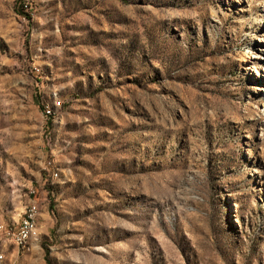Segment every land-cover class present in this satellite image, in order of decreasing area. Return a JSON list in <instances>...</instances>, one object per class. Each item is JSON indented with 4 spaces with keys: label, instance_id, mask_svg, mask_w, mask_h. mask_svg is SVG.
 Returning a JSON list of instances; mask_svg holds the SVG:
<instances>
[{
    "label": "rangeland",
    "instance_id": "rangeland-1",
    "mask_svg": "<svg viewBox=\"0 0 264 264\" xmlns=\"http://www.w3.org/2000/svg\"><path fill=\"white\" fill-rule=\"evenodd\" d=\"M33 201L17 264H264V0H0L1 227Z\"/></svg>",
    "mask_w": 264,
    "mask_h": 264
},
{
    "label": "built area",
    "instance_id": "built-area-1",
    "mask_svg": "<svg viewBox=\"0 0 264 264\" xmlns=\"http://www.w3.org/2000/svg\"><path fill=\"white\" fill-rule=\"evenodd\" d=\"M33 211H39L38 204L33 201V209H26L25 206V213L24 216L21 218L19 223L25 224V231L23 232H15L14 225L10 227L9 235L4 236V253L0 255V264H14L15 259L12 255L9 254V247L12 245L17 249H25L27 246L26 242V234L33 226H37L34 223L33 219ZM3 224V221H0V226Z\"/></svg>",
    "mask_w": 264,
    "mask_h": 264
},
{
    "label": "bare ground",
    "instance_id": "bare-ground-1",
    "mask_svg": "<svg viewBox=\"0 0 264 264\" xmlns=\"http://www.w3.org/2000/svg\"><path fill=\"white\" fill-rule=\"evenodd\" d=\"M26 209H33V202H29L26 206ZM37 216H38V211H33V219H34L35 225H37ZM2 229L4 230L3 235H9L10 227L2 228L0 226V230H2ZM14 231L15 232L25 231V224L20 223L17 227H14ZM37 236H38L37 235V226H33L32 228H30V230L26 234V242L27 243L30 242L31 239L36 238ZM3 253L4 252L2 250L1 239H0V255H2ZM14 264H17V263L14 261Z\"/></svg>",
    "mask_w": 264,
    "mask_h": 264
},
{
    "label": "trees",
    "instance_id": "trees-1",
    "mask_svg": "<svg viewBox=\"0 0 264 264\" xmlns=\"http://www.w3.org/2000/svg\"><path fill=\"white\" fill-rule=\"evenodd\" d=\"M21 11H22V8H21Z\"/></svg>",
    "mask_w": 264,
    "mask_h": 264
},
{
    "label": "crops",
    "instance_id": "crops-1",
    "mask_svg": "<svg viewBox=\"0 0 264 264\" xmlns=\"http://www.w3.org/2000/svg\"><path fill=\"white\" fill-rule=\"evenodd\" d=\"M31 241V240H30Z\"/></svg>",
    "mask_w": 264,
    "mask_h": 264
}]
</instances>
